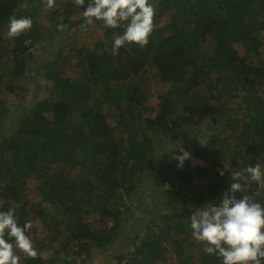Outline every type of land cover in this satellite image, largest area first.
Masks as SVG:
<instances>
[{"label":"trees","instance_id":"1","mask_svg":"<svg viewBox=\"0 0 264 264\" xmlns=\"http://www.w3.org/2000/svg\"><path fill=\"white\" fill-rule=\"evenodd\" d=\"M56 1L50 10L42 0H0V210L15 207L21 225L32 222L30 236L38 222L46 241L25 264H88L108 251L115 264H220L202 253L187 218L227 187L224 164L264 160V0H153L146 47L108 55L74 46L70 67L58 50L60 60L39 67L45 97L15 109L12 84L35 43L83 23L82 7ZM13 16H31V30L9 36ZM102 29L111 48L119 30ZM149 69L170 86L153 115ZM173 143L204 165L177 167L166 154Z\"/></svg>","mask_w":264,"mask_h":264},{"label":"clouds","instance_id":"2","mask_svg":"<svg viewBox=\"0 0 264 264\" xmlns=\"http://www.w3.org/2000/svg\"><path fill=\"white\" fill-rule=\"evenodd\" d=\"M73 2L84 9L82 29L101 22L106 29L119 30L112 39L113 55L128 45L144 48L149 44L154 29L153 0ZM42 3L45 9H50L55 0H42ZM23 6H29L28 0H24ZM32 25L31 16L10 17L8 35L17 37L27 33ZM170 151L180 153L174 157L177 167H183L190 159V153L182 146L171 148L166 154ZM249 161L239 159L237 169L224 164L219 175L231 171L228 179L231 183L227 181V187L217 199L195 207L187 218L191 237L202 245V253L214 257L220 264H264V203L261 202L264 200V160L258 159L254 164ZM32 228L31 221L22 225L18 222L15 207L0 210V264H25L39 256L29 235Z\"/></svg>","mask_w":264,"mask_h":264},{"label":"rangeland","instance_id":"3","mask_svg":"<svg viewBox=\"0 0 264 264\" xmlns=\"http://www.w3.org/2000/svg\"><path fill=\"white\" fill-rule=\"evenodd\" d=\"M54 7L50 10H54L55 8H58L59 2L55 0ZM61 11L60 13H62ZM50 12L43 13L42 18L40 19V24L44 26H48L47 19H50ZM57 21L59 23L61 22V19L57 16ZM78 19V17L76 18ZM160 24H163L160 22ZM102 23L101 22H95L91 26H89L86 30L73 27L68 28L65 24H60L58 26V30L54 35V37H50L49 39H44V41L39 42L37 41L35 43V46L31 50V63L29 66V69L27 73L14 81L12 84V87L15 89L13 92V96L15 97L16 101H14V107L15 109H18L21 106H24L25 104H30L36 100V97H45L44 92L46 90L45 83L40 77V71L39 67L42 63H45L50 60H60V56L53 59L54 55L56 56L57 51L60 50L63 52L64 56L66 57V61L70 62V64H67V67H70L72 65V61H74L73 57L68 54L69 50L73 48L74 46L83 47L88 50L95 51L97 45L101 46V50L98 51L99 53H111V48L107 45V43L104 41L103 37V29H102ZM6 36H8L6 34ZM213 48V44L207 43L203 50L207 51V53L211 52ZM66 73L69 76H73V69L67 68ZM155 73L153 70L149 69L147 71V74L145 75L146 80V86H145V106L148 107L150 110L151 115L156 114L155 110L157 105V97L159 94L165 93L170 89L169 85L160 84L158 80L156 79ZM183 89V88H182ZM112 114V112H111ZM109 122H112V118L109 119ZM207 124L205 123V128L207 129ZM183 128L185 131L189 130V127L187 125H183ZM172 148H178L181 146H177L176 144L173 145ZM185 150V149H184ZM186 151V150H185ZM188 152V151H187ZM172 153V154H171ZM171 159H174L175 156L180 155L179 152H170ZM175 160V159H174ZM188 161V165L190 166H197V165H204L202 162H199L195 160L194 158L190 157ZM28 200L30 204H35L36 200L33 196H29ZM132 220L128 222V225L132 227L135 231L137 230V227H135V214L132 213L131 215ZM131 224V225H130ZM128 226L125 225V231L127 230ZM35 233H32L30 236L35 247L40 249L42 245H45V240L42 229L40 228V224L37 222L35 224ZM55 243L53 242L51 244V247L54 248ZM53 248H49L45 251L41 252V257L46 259L49 257V255L52 252ZM97 253V252H96ZM94 253V254H96ZM111 251H108L104 254L94 255L92 256V259L90 263L88 264H103L105 261H107L108 264H115L114 258L110 257ZM87 264V262L85 263ZM168 264H172L171 261H168Z\"/></svg>","mask_w":264,"mask_h":264}]
</instances>
